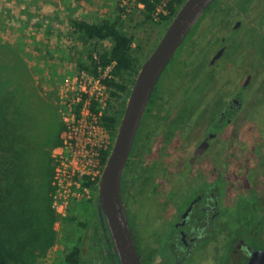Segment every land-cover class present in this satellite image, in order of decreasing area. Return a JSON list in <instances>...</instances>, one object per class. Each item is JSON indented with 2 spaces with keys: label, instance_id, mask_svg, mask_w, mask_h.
Here are the masks:
<instances>
[{
  "label": "flooded vegetation",
  "instance_id": "obj_1",
  "mask_svg": "<svg viewBox=\"0 0 264 264\" xmlns=\"http://www.w3.org/2000/svg\"><path fill=\"white\" fill-rule=\"evenodd\" d=\"M203 18L153 87L120 177L138 264H264V0H213ZM84 224L79 264H121L96 191Z\"/></svg>",
  "mask_w": 264,
  "mask_h": 264
},
{
  "label": "rangeland",
  "instance_id": "obj_2",
  "mask_svg": "<svg viewBox=\"0 0 264 264\" xmlns=\"http://www.w3.org/2000/svg\"><path fill=\"white\" fill-rule=\"evenodd\" d=\"M40 2L54 6L55 11L48 13L52 19L41 11ZM62 2L65 8L58 11V0H0V126L5 119L19 118V113L24 110L34 115L38 124L33 138V147L36 148L30 152L31 162L26 168L28 176L25 183L30 191L31 213L40 221L44 240L31 250L30 264H67L65 257L78 246L82 235L79 223L88 219L96 188V185H72L64 191L63 197L54 178L56 162L53 155L65 139L61 120L63 95L76 86L68 83L66 87L65 81H71L82 70L80 63L89 64L88 55L92 59V54L96 53L94 48L103 51L111 46L109 40L82 39L72 31L71 20L85 19L93 23L118 21V29L133 37L134 53L141 60L165 29L163 20L152 17L145 21L137 0ZM21 3L28 5L25 11L10 10L5 6ZM35 5L37 9L33 8ZM135 77L131 72L121 74L119 81L128 86V92L112 97L108 91L105 115H112L119 122L122 116L120 109ZM102 127L108 135V148L101 151L100 160L104 153L109 152L116 132L105 127L103 122Z\"/></svg>",
  "mask_w": 264,
  "mask_h": 264
},
{
  "label": "trees",
  "instance_id": "obj_3",
  "mask_svg": "<svg viewBox=\"0 0 264 264\" xmlns=\"http://www.w3.org/2000/svg\"><path fill=\"white\" fill-rule=\"evenodd\" d=\"M138 2L144 4L142 11L145 21L150 20L155 10L154 5L149 0ZM182 3L183 0H170L167 3V16L160 17V20L165 21L164 28ZM117 24L118 21L93 23L85 19L71 20L72 31L82 39L111 41L108 50L93 49L98 54V63L88 55L89 64L80 63L79 68L96 75L99 66L104 68L113 63L112 78L104 80L112 97L128 92V86L119 81V77L124 72H131L136 76L138 64L143 61L134 53L133 37L122 33ZM102 120L111 131L116 130L119 123L112 115L104 116ZM37 127L34 115L26 110L19 113V118L5 119L0 126V264H30L31 250L44 240L40 221L31 213L30 191L25 183L28 176L26 168L31 162L30 152L36 148L33 147V138ZM106 157L107 152L102 155V163ZM96 182L97 180L93 186ZM79 226L82 228L85 224L79 223ZM81 259V248L78 246L65 257L67 264H79Z\"/></svg>",
  "mask_w": 264,
  "mask_h": 264
},
{
  "label": "water",
  "instance_id": "obj_4",
  "mask_svg": "<svg viewBox=\"0 0 264 264\" xmlns=\"http://www.w3.org/2000/svg\"><path fill=\"white\" fill-rule=\"evenodd\" d=\"M213 0H184L166 25L138 71L124 104L123 114L96 183L99 208L110 231V240L121 264H138L120 202L119 182L150 93L162 71L186 36L204 20ZM203 24V23H202Z\"/></svg>",
  "mask_w": 264,
  "mask_h": 264
},
{
  "label": "built area",
  "instance_id": "obj_5",
  "mask_svg": "<svg viewBox=\"0 0 264 264\" xmlns=\"http://www.w3.org/2000/svg\"><path fill=\"white\" fill-rule=\"evenodd\" d=\"M149 1L155 8L152 15L154 19L167 16L166 5L170 0ZM137 5L141 9L144 7L142 2H137ZM92 60L98 63L96 53L92 54ZM113 65L111 63L104 68L99 66L96 75L82 69L71 81H65L66 87L68 83L76 86L72 87L73 90L64 92L61 120L65 139L53 155L56 162L55 183L57 182V190L63 197L64 191L72 185L93 186L102 172L100 153L108 148V135L102 127V118L107 116L105 100L109 95L104 80L112 78Z\"/></svg>",
  "mask_w": 264,
  "mask_h": 264
},
{
  "label": "crops",
  "instance_id": "obj_6",
  "mask_svg": "<svg viewBox=\"0 0 264 264\" xmlns=\"http://www.w3.org/2000/svg\"><path fill=\"white\" fill-rule=\"evenodd\" d=\"M58 3H59V5L57 6V10L58 11H62V10H64V3L62 2V0H58ZM5 6H8V8L10 9V10H15V8H17L18 10L20 9V10H22V11H25L26 9H27V7H28V5H24V4H22L21 3V5H19V4H15V5H12V4H6ZM11 6H15V7H11ZM39 6H40V8L42 9L41 11H44V12H46V14L47 15H45V16H47L48 17V19L49 18H53V16L51 17V16H49L48 15V13H52L53 12V10H54V6L52 5V7H53V9H52V7H51V5H48V3H39ZM42 6V7H41ZM33 8H35V9H37L38 7L35 5V6H33ZM55 11V10H54Z\"/></svg>",
  "mask_w": 264,
  "mask_h": 264
}]
</instances>
